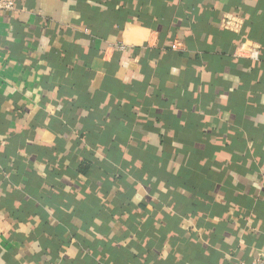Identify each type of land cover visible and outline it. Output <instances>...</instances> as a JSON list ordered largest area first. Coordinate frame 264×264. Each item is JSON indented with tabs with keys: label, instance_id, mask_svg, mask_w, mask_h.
Returning a JSON list of instances; mask_svg holds the SVG:
<instances>
[{
	"label": "crops",
	"instance_id": "obj_1",
	"mask_svg": "<svg viewBox=\"0 0 264 264\" xmlns=\"http://www.w3.org/2000/svg\"><path fill=\"white\" fill-rule=\"evenodd\" d=\"M14 6L0 13V264L257 258L264 0ZM245 41L258 60L234 55Z\"/></svg>",
	"mask_w": 264,
	"mask_h": 264
},
{
	"label": "built area",
	"instance_id": "obj_2",
	"mask_svg": "<svg viewBox=\"0 0 264 264\" xmlns=\"http://www.w3.org/2000/svg\"><path fill=\"white\" fill-rule=\"evenodd\" d=\"M14 0H0V13H7L14 10ZM132 43L119 42L113 45V49L125 52ZM175 49V45L172 46ZM234 55L240 58H246L250 60H258L259 58V45L253 42L245 41L236 46ZM245 264V263H242ZM248 264H264V251Z\"/></svg>",
	"mask_w": 264,
	"mask_h": 264
}]
</instances>
